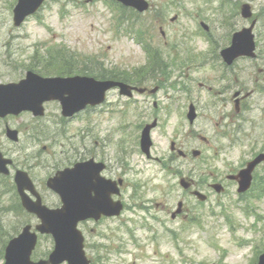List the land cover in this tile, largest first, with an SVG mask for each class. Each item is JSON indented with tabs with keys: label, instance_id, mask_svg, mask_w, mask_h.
I'll list each match as a JSON object with an SVG mask.
<instances>
[{
	"label": "rangeland",
	"instance_id": "rangeland-1",
	"mask_svg": "<svg viewBox=\"0 0 264 264\" xmlns=\"http://www.w3.org/2000/svg\"><path fill=\"white\" fill-rule=\"evenodd\" d=\"M167 1L169 17L182 13L181 21L174 25L178 32H170V41L179 42L182 50L187 45L194 46L195 51L197 48L208 51L204 35L199 34L197 24L186 15L191 12L200 22L211 25V34L217 40L214 51L217 54L231 45L235 30L248 26L241 15L221 16L229 14V9L234 10L239 2H249L260 20L255 31L257 56L242 57L232 66L215 59L219 66L216 69L214 61L199 63L200 58L195 59L192 65L196 71L183 68L173 75L172 69V80L188 85L181 82L172 89L167 84L161 88L157 80H150L143 84L150 93H136L130 101L111 92L109 106L103 112L87 111L81 115L83 120L63 124L60 108L57 103H51L43 120H32L30 115L9 120L11 126L22 129L19 128L22 133L19 144L8 141L4 134L5 122L0 120V147L16 158L19 167L31 172L48 202L53 204L55 200L48 197L44 184L56 168L76 161L84 150L93 153L96 141L98 150L112 162L115 154L119 156L118 145L127 144L131 154L123 166L120 163L121 169L113 173L126 180L127 209L120 217L105 221L96 234L91 232L93 227L88 228L94 255L98 244H106L109 249L116 247L111 252L103 250L102 254L108 258L97 259L95 264L131 262L134 254L139 255L137 264H256L258 255L264 251V197L256 196V190L241 196L238 186L232 182L219 195L209 184L226 179L231 169L241 168L264 149V91L260 88L264 85V0ZM14 6L15 0H0V83L22 78L32 64L38 66L39 73L45 74H55L54 70L59 71L62 66L78 70L79 65L93 72L102 67L129 73L139 71L136 79L156 75L159 61L145 64L142 48L125 36H114L109 14L96 13V7H101L100 0H48L43 10L20 28L13 24ZM82 6H89L92 12L86 14ZM59 9L63 10L64 19L59 16ZM214 10H218L217 15ZM146 36L154 42L151 46L155 53L161 55L160 32L152 30ZM59 47L79 52H71L77 58L76 64L58 60ZM52 53V65L43 67V61ZM188 54L189 51L181 52L183 58ZM154 63L156 66H152ZM155 88L157 92L153 94L151 91ZM238 90H244L247 96L241 113L236 112L233 101ZM190 103L198 110L194 125L187 117ZM155 119L158 127L152 131L153 154L160 163L148 160L140 149L141 130ZM39 122L47 126L42 128L46 138L27 134L28 127L38 126ZM99 126L121 128L116 129L118 138L109 142L99 137L107 134L105 130L101 133ZM172 141L185 149L186 158L171 154ZM195 149L202 152L197 159L192 157ZM183 177L194 179L208 194V201L200 202L187 194L180 184ZM9 180L0 177V264L4 262L5 241L19 233L22 223L29 219L14 210L19 199ZM179 201L185 202V213L172 219ZM52 249V239L43 236L33 258H47Z\"/></svg>",
	"mask_w": 264,
	"mask_h": 264
},
{
	"label": "water",
	"instance_id": "water-1",
	"mask_svg": "<svg viewBox=\"0 0 264 264\" xmlns=\"http://www.w3.org/2000/svg\"><path fill=\"white\" fill-rule=\"evenodd\" d=\"M42 0H20V4L16 8V23L19 24L22 19L27 15L31 8L34 9L38 7ZM122 87V91L126 94H130V87L127 85L120 84ZM113 86L112 83H107V87ZM44 87L48 90H58L59 87L53 82H46ZM60 88V87H59ZM83 98H79L81 100ZM64 110L68 112L67 108L72 107L73 105L66 99H64ZM9 106V100L4 98L3 107ZM155 124L149 125L144 131L143 137V147L147 149L150 145V135L149 131ZM22 180L20 183L19 180ZM26 175L19 174L17 176V181L19 182V189L21 194H23V190L26 188L25 186ZM55 180V181H54ZM55 182V186L58 192L61 193L63 196L65 206L63 209L55 210L52 212H47V215L44 217V221L47 219V226L42 228L43 231H51L56 239V247L55 251L51 255V261H40L39 263H32L30 262V253L32 249L35 247L36 244V236L33 234H25L20 238L16 239L11 243L8 248V262L6 264H52L60 263L64 260H72L70 261L71 264H87L88 261L86 260H73L72 253L69 251H74V244H73V236L76 235L78 237V232L76 230L77 222L80 220L79 212L82 211V208L79 206L78 203V195L76 193L72 194L69 190L63 188L65 183H61L56 179H52ZM77 185V184H76ZM23 201L26 202V199L23 195ZM77 249L80 251V245L77 243ZM22 251V252H21ZM20 252V256L18 253ZM264 256L262 257L263 263Z\"/></svg>",
	"mask_w": 264,
	"mask_h": 264
},
{
	"label": "flooded vegetation",
	"instance_id": "flooded-vegetation-1",
	"mask_svg": "<svg viewBox=\"0 0 264 264\" xmlns=\"http://www.w3.org/2000/svg\"><path fill=\"white\" fill-rule=\"evenodd\" d=\"M149 2V5H150V8L149 10H159L161 8V10L157 11V19H158V22L160 23V26L161 28H168V29H175L174 25L178 22L179 20V15L178 13H175L174 15H172L171 17L168 16V8H167V4H169V1L167 0H147ZM174 2H177V0H172ZM160 2H161V5H160ZM229 3V1H228ZM230 5V3H229ZM231 8H233L231 6ZM240 3H238V5L236 6V8H234V10H230L229 9V14H227L226 18H237L239 17V13H240ZM128 10H133L131 8H127ZM256 16V15H255ZM257 18H254V19H249L251 20L250 24H252L253 22L256 23V25L259 23V18L258 16H256ZM247 21V20H246ZM207 34L210 32V26H207ZM246 26L242 25L241 29L245 28ZM240 29V28H239ZM179 45V52L181 51V47H180V44L178 43ZM176 54V53H174ZM178 62H176V65L174 66V71L175 72H178L180 70V60L177 59ZM227 69H229V67H227ZM226 76V75H224ZM236 92H239L240 95H239V98H240V104H239V107L241 108L242 107V100L244 99V97L242 96V92L243 90H238ZM264 151V150H263ZM128 152V148H123V146L120 147V156L119 157H115V160L117 162L122 163L124 161V159H127V156H129V153ZM126 153V155H125ZM85 150H84V153L83 154H80V157H82V160H86L87 158H85ZM116 155V154H115ZM88 158H94L95 161L97 162H102L105 164V169L103 171V174H105L106 177L108 178H111V174H107L108 173V170H109V166H110V163L108 161H106V159L104 158V155H102V152L98 150V148L96 147L95 150H94V153L92 154H88ZM112 162V160L110 161ZM112 173V172H110ZM114 200H123L126 202V197L125 196H116V195H113L112 196ZM106 219V217H103L102 220ZM101 220V221H102ZM85 222H90V221H85Z\"/></svg>",
	"mask_w": 264,
	"mask_h": 264
},
{
	"label": "bare ground",
	"instance_id": "bare-ground-1",
	"mask_svg": "<svg viewBox=\"0 0 264 264\" xmlns=\"http://www.w3.org/2000/svg\"><path fill=\"white\" fill-rule=\"evenodd\" d=\"M177 52H179L178 42H176V41H169V42L165 43L161 47V55L157 54L156 55V60L157 61L164 62L169 57V54H171V53H177Z\"/></svg>",
	"mask_w": 264,
	"mask_h": 264
}]
</instances>
